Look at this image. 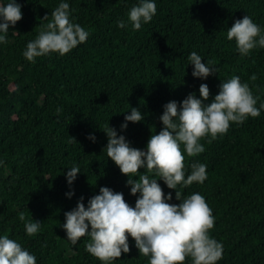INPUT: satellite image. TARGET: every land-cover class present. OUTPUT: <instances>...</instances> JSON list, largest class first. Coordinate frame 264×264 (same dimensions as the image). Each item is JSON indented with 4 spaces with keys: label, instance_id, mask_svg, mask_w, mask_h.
<instances>
[{
    "label": "trees",
    "instance_id": "1",
    "mask_svg": "<svg viewBox=\"0 0 264 264\" xmlns=\"http://www.w3.org/2000/svg\"><path fill=\"white\" fill-rule=\"evenodd\" d=\"M17 2L23 18L10 26L8 43H0V235L16 239L36 256L37 264H102L85 250L88 236L72 245L62 225L64 213L81 196L87 207L101 186L122 192L135 205L136 196L125 185L128 177L107 157L103 130L109 124L131 146L145 149L149 136L162 128L159 117L165 103H179L189 93L200 98L201 83L210 89L205 101L210 103L221 82L233 75L259 96V107L264 102V48L241 56L235 41L227 39V30L248 15L264 34V0H154L156 14L137 31L127 14L139 0ZM61 2L69 4L73 22L89 32L87 41L65 55L50 53L29 62L23 55L27 43ZM46 14L48 19H42ZM120 20L125 28L117 26ZM193 51L202 62L213 61L216 74L203 80L193 77L188 60ZM253 73L256 81L249 79ZM133 107L144 120L129 121L121 130ZM262 128L264 110L243 124L232 123L227 134L211 144L205 138V151L186 157V165L193 160L207 164L203 184L178 190L182 196L199 192L212 209L210 235L223 244V258L216 264H264ZM74 165L81 172L69 186L65 173ZM190 172L188 167L186 175ZM158 183L166 194L171 192L169 203L180 202L175 190L162 180ZM69 191L74 192L70 198ZM20 212L41 221L37 235H26ZM129 245L131 251L111 264H148L149 257L139 254L131 236ZM185 264H191V258Z\"/></svg>",
    "mask_w": 264,
    "mask_h": 264
},
{
    "label": "clouds",
    "instance_id": "2",
    "mask_svg": "<svg viewBox=\"0 0 264 264\" xmlns=\"http://www.w3.org/2000/svg\"><path fill=\"white\" fill-rule=\"evenodd\" d=\"M156 11L154 0H139L132 6L127 16L133 31L140 30L142 23L151 22ZM70 16L69 4L61 2L52 11V19L41 25L36 38L27 43L24 57L34 63L37 57L50 53L65 55L85 43L89 32L74 23ZM22 18V5L17 0H0V43H8L10 26L14 27ZM42 19L47 20L48 15ZM117 26L125 28L127 25L120 20ZM227 39L235 41L241 56H247L257 47L264 48V34L248 15L234 20L227 30ZM188 60L193 65V77L203 80L216 74L214 62H202V57L195 51L190 53ZM249 79L256 81V74ZM209 96L208 85L201 83L200 98L189 93L179 103L175 100L165 103L159 117L162 128L149 136L145 149L131 146L124 135H118L117 130L107 124L103 130L107 136V157L121 174L128 177L125 185L130 186V194L136 196L135 205H130L122 192L107 186H101L99 194L88 199L87 207L81 196L76 206L64 213L62 228L72 245L88 236L85 250L102 264H111L114 259L121 258L122 253L131 251L129 236L135 241L139 254L149 257L148 264H185L187 258H191V264H216L223 258V244L210 235L215 217L205 197L199 192L182 196L178 190L194 182L203 184L207 179V164L193 160L186 165V157L194 158L203 153L205 146L201 141L207 138V143L211 144L227 134L232 123L239 125L249 117H259L264 102L257 107L259 96L236 75L221 82L212 101L205 103ZM142 120L141 111L133 107L120 128L125 130L127 122ZM87 138L93 142L96 139L92 134ZM72 139L76 141L74 137ZM188 167L191 172L186 175ZM68 169L65 176L71 186L81 171L78 165ZM140 169H144V173L133 179ZM158 179L168 189L175 190L179 203L168 202L172 200V194H165ZM73 194L69 191L66 196L70 198ZM18 217L25 222L27 236H35L41 230V221L27 219L24 212ZM0 264H37V258L5 233L0 235Z\"/></svg>",
    "mask_w": 264,
    "mask_h": 264
},
{
    "label": "bare ground",
    "instance_id": "3",
    "mask_svg": "<svg viewBox=\"0 0 264 264\" xmlns=\"http://www.w3.org/2000/svg\"><path fill=\"white\" fill-rule=\"evenodd\" d=\"M234 124V123H233ZM257 125V124H256ZM259 125V124H258ZM257 125V126H258ZM235 126V125H234ZM233 126V127H234ZM234 128H236V127H234ZM262 129H264V128H262ZM218 142V141H217ZM260 148H262V147H260ZM210 149V148H209ZM208 156V155H207ZM213 156V155H212ZM211 157V156H210ZM213 158V157H212ZM212 158H210V159H212ZM216 161H217V159H216ZM210 162V161H209ZM249 166H250V164H249ZM244 169V168H243ZM138 175V174H137ZM139 176V175H138ZM154 178V177H153ZM159 181V180H158ZM157 181V182H158ZM161 182V181H160ZM161 184H162V182H161ZM166 187V186H165ZM166 190H164V192H165ZM166 194V193H165ZM130 198H131V196H129ZM134 197V196H133ZM133 199V198H132ZM134 200H135V198H134ZM172 201V200H171ZM177 201V200H176ZM132 206H133V204H132ZM84 237H86V236H84ZM84 240V239H83ZM85 241V240H84ZM79 242V241H78ZM87 242V241H86ZM82 243V242H81ZM82 244H84V243H82ZM81 246H83V245H81ZM84 246H85V244H84Z\"/></svg>",
    "mask_w": 264,
    "mask_h": 264
}]
</instances>
